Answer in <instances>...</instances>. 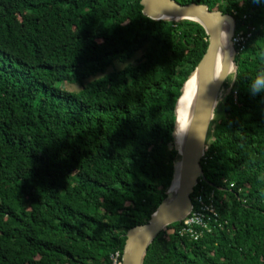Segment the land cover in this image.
Wrapping results in <instances>:
<instances>
[{"label": "trees", "instance_id": "1", "mask_svg": "<svg viewBox=\"0 0 264 264\" xmlns=\"http://www.w3.org/2000/svg\"><path fill=\"white\" fill-rule=\"evenodd\" d=\"M140 1L0 0V264H111L166 198L175 107L209 36L150 20ZM174 1L232 15L253 38L192 195L218 217L197 241L167 227L144 264H264V92L248 91L264 69V4Z\"/></svg>", "mask_w": 264, "mask_h": 264}, {"label": "water", "instance_id": "2", "mask_svg": "<svg viewBox=\"0 0 264 264\" xmlns=\"http://www.w3.org/2000/svg\"><path fill=\"white\" fill-rule=\"evenodd\" d=\"M140 5L143 15L155 22L192 21L198 23L209 36V48L197 70L189 79L190 81L192 77L196 76L199 83L194 106L195 113L189 124L184 145L178 147L175 144L179 157L175 164L171 186L166 193V198L152 214L148 223L135 226L127 232L123 264H144L149 247L156 237L167 227L181 223L191 214L193 210L192 195L200 181L207 182L201 162L205 155L209 131L220 102V96L225 82L228 81L223 77V74L217 75L216 71L221 38L227 25L230 29L229 46L233 52V70L237 74L236 77L239 72L236 63L237 52L233 43L237 23L232 15L224 14L221 11H211L207 5L195 3L182 5L174 0H141ZM227 72H231V69L226 68ZM188 82L182 90L178 104L184 98ZM178 104L175 107V127Z\"/></svg>", "mask_w": 264, "mask_h": 264}, {"label": "built area", "instance_id": "3", "mask_svg": "<svg viewBox=\"0 0 264 264\" xmlns=\"http://www.w3.org/2000/svg\"><path fill=\"white\" fill-rule=\"evenodd\" d=\"M249 29L241 31L236 35L234 39V47L238 54L243 53L248 43L252 40L253 34L247 33ZM194 201L199 205L198 210L195 209ZM208 215L217 218L218 215L212 206L205 205L201 196L193 199V210L191 214L184 219L181 223L183 227L180 231V236H189L193 240L197 241L201 232L197 231V228L210 231V224L207 223ZM123 253L120 250L114 251L110 254L111 264H123L122 263Z\"/></svg>", "mask_w": 264, "mask_h": 264}, {"label": "bare ground", "instance_id": "4", "mask_svg": "<svg viewBox=\"0 0 264 264\" xmlns=\"http://www.w3.org/2000/svg\"><path fill=\"white\" fill-rule=\"evenodd\" d=\"M235 19V18H234ZM237 32V29H236ZM229 36H230V29L229 25H227L225 31L223 32L222 38H221V45H220V51L216 63V71L217 75L220 74L222 71V68L226 69L229 68L231 71L233 70V52L229 46ZM236 37V34H235ZM234 37V39H235ZM234 43V40H233ZM236 50V49H235ZM237 52V51H236ZM224 57V65L222 66L221 63V56ZM233 85V84H232ZM232 87V86H231ZM198 88L199 83L196 76L192 77L191 80L188 82L186 89H185V95L183 100L178 104L177 107V124L181 121L186 126V131L181 135L177 136L174 133L175 136V144L180 147L187 138V132L189 128V124L192 120V116L195 113V101H196V95L198 94ZM222 97V96H221ZM221 101V99H220ZM184 145V144H183Z\"/></svg>", "mask_w": 264, "mask_h": 264}, {"label": "clouds", "instance_id": "5", "mask_svg": "<svg viewBox=\"0 0 264 264\" xmlns=\"http://www.w3.org/2000/svg\"><path fill=\"white\" fill-rule=\"evenodd\" d=\"M253 2L258 3V4H264V0H253ZM221 63H222V66L225 64L223 55L221 56ZM221 74H223V77L230 82L236 80L237 74H236L235 70L226 73V69L222 68L220 76H221ZM76 87H77V85H76L74 79H72L71 81H69L67 83L66 90L71 92ZM248 91L253 96H255L258 93L264 92V69L258 70L256 72L254 78L251 79V81L248 85ZM186 130H187L186 126L181 121L180 123L176 124L174 132L177 136H181Z\"/></svg>", "mask_w": 264, "mask_h": 264}, {"label": "rangeland", "instance_id": "6", "mask_svg": "<svg viewBox=\"0 0 264 264\" xmlns=\"http://www.w3.org/2000/svg\"><path fill=\"white\" fill-rule=\"evenodd\" d=\"M117 65H120L118 66V68H121V64H117ZM234 81H226L225 84H224V87H223V90H222V93H221V96H220V99H221V102L225 99V97L227 96V94L230 92L231 90V86L233 84ZM79 87L77 86L74 90H78ZM219 116L215 114L214 116V121L212 122V125L215 123L216 119L218 118ZM211 125V126H212Z\"/></svg>", "mask_w": 264, "mask_h": 264}]
</instances>
